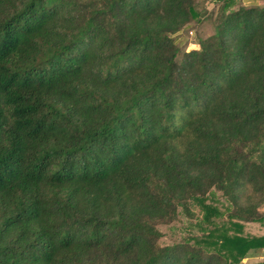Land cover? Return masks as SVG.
I'll return each mask as SVG.
<instances>
[{"label":"trees","instance_id":"trees-1","mask_svg":"<svg viewBox=\"0 0 264 264\" xmlns=\"http://www.w3.org/2000/svg\"><path fill=\"white\" fill-rule=\"evenodd\" d=\"M211 1L214 35L177 61L196 0H0V264L264 251L243 232L264 223V6ZM190 204L206 233L160 246Z\"/></svg>","mask_w":264,"mask_h":264},{"label":"rangeland","instance_id":"rangeland-1","mask_svg":"<svg viewBox=\"0 0 264 264\" xmlns=\"http://www.w3.org/2000/svg\"><path fill=\"white\" fill-rule=\"evenodd\" d=\"M221 3H214L211 0H196L195 10L197 11V17L191 20L184 28L174 35L175 44L179 49L177 55V61L180 60L182 53L198 50V41L211 37L215 33V25L219 22L221 17L220 11ZM241 6V0H233V4L225 11L236 10ZM212 200L210 202L216 206L222 215L221 218H217L214 222L223 221L225 215L232 210L230 204L225 200L221 193L212 189L209 196ZM189 210L191 217H187L181 210L177 209V216L175 220L170 223L158 225L157 229L161 235L158 240V244L162 247L172 246L177 243H189L194 238H198L206 233V229L210 225H201V212L199 207L194 204H190ZM260 214H264V204L258 208ZM259 224H246L244 225L243 232L248 235H258L264 232V223ZM205 229V232L202 231ZM264 262V251H255L242 259L239 264H257Z\"/></svg>","mask_w":264,"mask_h":264},{"label":"crops","instance_id":"crops-1","mask_svg":"<svg viewBox=\"0 0 264 264\" xmlns=\"http://www.w3.org/2000/svg\"><path fill=\"white\" fill-rule=\"evenodd\" d=\"M241 6H244V7H250V6L262 7V6H264V0H241Z\"/></svg>","mask_w":264,"mask_h":264}]
</instances>
